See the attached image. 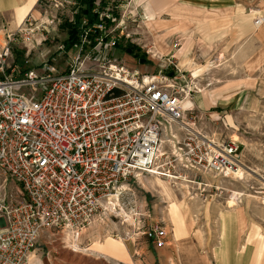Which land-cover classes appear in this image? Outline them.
I'll return each mask as SVG.
<instances>
[{
    "label": "built area",
    "instance_id": "built-area-1",
    "mask_svg": "<svg viewBox=\"0 0 264 264\" xmlns=\"http://www.w3.org/2000/svg\"><path fill=\"white\" fill-rule=\"evenodd\" d=\"M36 21L30 16L24 25ZM254 23L261 27L264 18ZM25 31L9 34L0 52V264H28L45 231L78 239L97 216L110 226L121 216L106 208L108 196L119 192L123 199L137 175L177 179L162 138L172 123L186 131L176 163L240 181L251 176L238 144L189 130L172 87L131 77L107 56L92 63L91 53H83L87 35L64 72L49 60L40 72L8 74L10 45ZM256 193L264 195V179ZM139 220L122 235L134 241L143 235L155 248L165 247L167 229L152 224L142 231Z\"/></svg>",
    "mask_w": 264,
    "mask_h": 264
},
{
    "label": "rangeland",
    "instance_id": "rangeland-1",
    "mask_svg": "<svg viewBox=\"0 0 264 264\" xmlns=\"http://www.w3.org/2000/svg\"><path fill=\"white\" fill-rule=\"evenodd\" d=\"M79 3L80 0H40L32 16L37 20L36 23L24 25L26 31L10 45V54L4 65L6 72L9 74L12 69L20 75L30 70L40 72L42 64L49 60H54L51 62L64 72L70 59L80 49L79 43L69 50L65 47L69 25L80 12ZM94 11L105 23L100 25L101 28L98 26L103 30L104 37H97L94 44L83 46V53H91V62L95 64L94 58L107 56L113 64L126 67L131 77L137 73L146 82L155 80L172 87V92L185 109V123L189 130L218 140L235 142L240 147L241 161L251 171V176L247 175L245 180L240 181L185 169L183 163H176V156L179 144L185 140L186 131L172 123L163 127L162 138L164 151L169 157L165 161L170 160L176 166L171 175L177 179L146 173L131 178L128 186H125L128 188L126 195L120 198V208L131 216V220L121 215L119 210L121 218L110 219V227L117 226L119 235V230L133 232V225L137 227L139 219L140 225L144 227L142 231L152 224L163 225L170 235V244L165 249L155 251L156 260H161L156 263L172 264L175 261L176 264H182L174 244L169 207L173 199L185 200L188 213L192 214L194 232L201 233L206 228L213 230L212 240L215 244L220 241V225L215 216H219L221 211L237 209L245 216H254L255 231L250 235L246 232L243 240L240 237L239 253L245 254L251 249L257 251L260 246L258 241L264 233L261 219L264 195L256 193L264 179V101L261 104L259 102L260 105L256 103L260 99L264 100V37L260 35L257 38L262 29L249 37L245 34L239 36L232 29L223 30L219 36L210 39L203 35L196 22L190 20L174 21L168 15H156L154 22L148 21L145 3L138 0H105L104 6L101 0H97ZM253 15L247 16L251 19ZM18 30L11 14L0 17V52L7 36ZM187 40L190 42L186 52L187 61L182 63L178 55L185 48ZM130 51L146 61L133 58L128 53ZM130 64L143 69L140 71ZM228 86L233 89L224 93L227 94L226 101L221 104L219 99L223 94L222 89ZM207 96L211 102L206 101ZM159 178L172 186L173 198L161 193L157 184ZM107 224L97 216L82 235L81 247H92L84 242L87 238L92 239L93 245L105 242L103 237L109 230L106 229ZM51 233L54 235L48 234L39 242L58 240V236H61L53 231ZM141 239L136 242L147 240L143 235ZM128 240L134 241L132 238ZM246 242L251 245L250 249L244 250ZM51 252L54 254L55 251ZM139 254L142 255V252L139 251ZM128 257L124 259L125 262Z\"/></svg>",
    "mask_w": 264,
    "mask_h": 264
},
{
    "label": "crops",
    "instance_id": "crops-1",
    "mask_svg": "<svg viewBox=\"0 0 264 264\" xmlns=\"http://www.w3.org/2000/svg\"><path fill=\"white\" fill-rule=\"evenodd\" d=\"M138 1L145 3V12L148 19L151 17L155 19L156 15L159 17L168 15L172 20H176L170 11L178 10L179 13H182V17L178 18V20L196 22L203 35L210 39L219 36L223 30L231 29L233 33L237 31L239 36L245 34L248 37L262 29L258 33L257 38L260 35L264 37V25L259 28H256L254 25V19L257 16H264V0H174L175 7H169L160 14L156 8V0ZM39 2L40 0H0V17H6V15L9 16L11 14L14 25L21 28L24 26L27 18L34 16L33 14ZM248 11L249 14L247 13ZM208 12H218L217 15L220 16L215 19V26L222 30L217 29L215 35H212L210 29L212 25L211 21L214 19L206 18ZM252 13L254 15L250 19L247 15L250 16ZM225 20H229L230 22L224 24ZM189 43V40H187L185 48L180 51L178 57L181 58L185 50L189 48ZM130 65L140 71L143 69L141 66ZM230 89L232 90L233 88L228 86L222 89L223 94L219 99V101L221 100L219 103L224 104L227 95L224 93ZM206 101L211 102L209 96L206 97ZM263 101V99H260L256 103L260 105ZM182 215L185 222L179 236L176 235L174 223L169 216L170 221L173 223L174 244L182 259V264H264V233L263 238L258 241L260 246L257 251L251 249L245 254L239 253L241 238L242 240L244 239L246 232L250 235L254 233L252 231H255L256 219L254 216H245V213L237 209L221 211L219 216H215L220 225V241L219 244H215L212 240V234L215 233L213 230L209 231L206 228L201 233L194 232L192 214L182 212ZM211 217L214 218V216ZM261 219L263 221L262 225H264V213ZM107 228L109 230L105 231L106 233L104 232L105 235L103 237V241L105 242L93 245L92 239L87 238L84 240V242H87V246L92 245L90 248H82L83 243L80 242L82 235L88 229L81 233L78 239H73L72 234L66 233L58 236V240L54 239V241L49 240V242L40 243L41 238L47 237L48 234L54 235L51 231H45L41 235L36 249L31 254V258H29V264H157L156 261L160 259L157 258L156 260L155 251L165 249L170 244V240L168 239L166 246L158 249L146 239H144L146 241H143V243L142 241L131 242L126 237H123V230H119L120 234L116 236L113 232L115 228L110 227L108 224ZM262 229L264 231V227ZM198 233L200 234L198 235ZM63 237H66V239L64 238L63 240ZM117 241H120L121 244ZM74 245L80 247V250H76ZM250 245L249 242H246L243 247L244 250L249 248ZM52 250L55 251L54 254L51 252ZM139 251L142 252V255L139 254ZM127 255L129 257L125 262L124 259L127 258ZM156 256L158 257V255ZM128 261H131V263ZM172 264H176V262L172 261Z\"/></svg>",
    "mask_w": 264,
    "mask_h": 264
},
{
    "label": "bare ground",
    "instance_id": "bare-ground-1",
    "mask_svg": "<svg viewBox=\"0 0 264 264\" xmlns=\"http://www.w3.org/2000/svg\"><path fill=\"white\" fill-rule=\"evenodd\" d=\"M173 2H174V4H173ZM169 7H171V8L175 7V1L174 0H156V8H157V11H158L159 14L161 12L166 11ZM170 13L175 17L176 20H174V21H178V18L182 17V13H179L178 10H172V11H170ZM217 13L218 12H208L207 13V17H206L207 19H214V20L211 21L212 25L210 27L212 35H215L217 29H221V28H219V27L217 28V26H215V24H216L215 19L217 17H220L219 15H217ZM235 14H236V12H235ZM148 21L154 22L155 19L153 17H151V18H149ZM229 22H230L229 20H225L224 24H228ZM254 25H255V23H254ZM255 27L259 28L257 26H255ZM5 45H6V43H5ZM187 50L188 49L185 50V52L182 54V56L180 58V59H182L181 60L182 63H186V61H187V59H186L187 58V53H186ZM182 67H185V66H182ZM180 106L182 107V103H180ZM237 138H238V136H237ZM241 174H242V170L238 173V176H241ZM138 176H140V175H138ZM157 184H158V188L161 191V193H163L164 195L170 197V199H171V197L173 198V193H172V189L173 188H172V186H170L169 184L165 183L164 180H162L160 178L158 179ZM173 200L174 201L171 202V205L169 207V216H170L171 220L174 223L175 233H176L177 236H179V234L182 232V229L184 227V222H185L184 218H183V215H182V212L188 213L189 209H188V207L185 204L186 203L185 200H183V201H179V200L176 201V199H173ZM233 203H235V202H233ZM262 204L264 205V203H262ZM232 205H234V204H232ZM105 206L112 213H117L118 209L121 210V215L126 217L129 221L131 220V216L129 214H127L126 212H124L122 210V208H120V193L119 192L116 193V194H111L110 196H108V198H107V200L105 202ZM99 218H101V217L99 216ZM73 239H76L75 236H73ZM74 247H75L76 250H80V247H77L76 245H74ZM29 258H31V257H29Z\"/></svg>",
    "mask_w": 264,
    "mask_h": 264
},
{
    "label": "trees",
    "instance_id": "trees-1",
    "mask_svg": "<svg viewBox=\"0 0 264 264\" xmlns=\"http://www.w3.org/2000/svg\"><path fill=\"white\" fill-rule=\"evenodd\" d=\"M97 0H80L79 10L75 20L69 25V37L65 41L66 50L72 49L80 43L83 36L87 35L90 43L94 44L97 37L103 36V30L98 26L103 25L105 20H100L99 14L95 13ZM102 6L105 5V0H101ZM104 37V36H103ZM135 59H143L133 51L128 52ZM142 61H146L143 59Z\"/></svg>",
    "mask_w": 264,
    "mask_h": 264
}]
</instances>
